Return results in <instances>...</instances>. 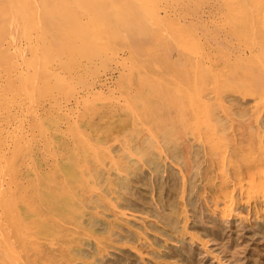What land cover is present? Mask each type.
Wrapping results in <instances>:
<instances>
[{"label":"bare ground","instance_id":"obj_1","mask_svg":"<svg viewBox=\"0 0 264 264\" xmlns=\"http://www.w3.org/2000/svg\"><path fill=\"white\" fill-rule=\"evenodd\" d=\"M0 264H264V0H0Z\"/></svg>","mask_w":264,"mask_h":264},{"label":"rangeland","instance_id":"obj_2","mask_svg":"<svg viewBox=\"0 0 264 264\" xmlns=\"http://www.w3.org/2000/svg\"><path fill=\"white\" fill-rule=\"evenodd\" d=\"M205 10L207 11L206 15L211 16L209 13V9H207L205 7ZM116 75H117L116 70H110V71H107L106 73H102L101 77L99 79L100 82H98L96 84V87H101L100 86L101 83H104V84L108 85L109 87H112L111 83H113V80H115ZM103 89L106 90L104 87H103ZM70 101L72 102V99ZM15 111H16L15 115L10 116L9 118H7L6 122L5 121L3 122L6 137L10 136V132H12V131L15 132V128H17V132L19 130H21L24 133L27 129V125L29 124V122L31 120V118L28 117V115H26V117L24 116L25 117L24 118L20 115L21 112H19V110H15ZM9 140H10V138H8V141Z\"/></svg>","mask_w":264,"mask_h":264}]
</instances>
